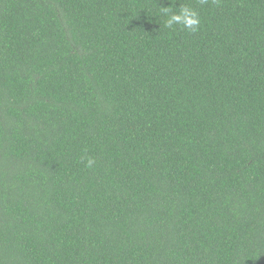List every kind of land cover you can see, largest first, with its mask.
<instances>
[{
    "label": "trees",
    "instance_id": "16d2710c",
    "mask_svg": "<svg viewBox=\"0 0 264 264\" xmlns=\"http://www.w3.org/2000/svg\"><path fill=\"white\" fill-rule=\"evenodd\" d=\"M0 264H264V0H0Z\"/></svg>",
    "mask_w": 264,
    "mask_h": 264
},
{
    "label": "clouds",
    "instance_id": "9594fccd",
    "mask_svg": "<svg viewBox=\"0 0 264 264\" xmlns=\"http://www.w3.org/2000/svg\"><path fill=\"white\" fill-rule=\"evenodd\" d=\"M201 4L208 3V0H200ZM160 13L167 17L164 27L173 29L174 26L180 25L183 30L190 33H197L201 28L200 12L187 4H180L179 11H172L171 7H160ZM81 161L85 162V166L89 169L96 164L94 158L90 156H82Z\"/></svg>",
    "mask_w": 264,
    "mask_h": 264
}]
</instances>
